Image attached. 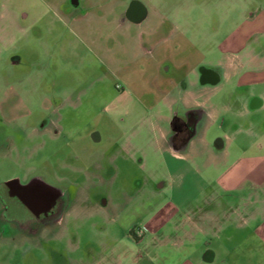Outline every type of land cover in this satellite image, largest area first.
Segmentation results:
<instances>
[{"label": "rangeland", "instance_id": "1", "mask_svg": "<svg viewBox=\"0 0 264 264\" xmlns=\"http://www.w3.org/2000/svg\"><path fill=\"white\" fill-rule=\"evenodd\" d=\"M129 1L0 0V181L38 176L65 196L60 221L29 242L24 233L0 235V264H110L134 248L131 227L144 230L147 217L187 197L191 216L232 219L235 239L224 246L234 244L235 256H223L225 264H264V239L251 233L259 220H242L250 201L264 197L244 175L264 167L250 146L253 132L264 131V111L255 130L240 121L234 131L228 114L227 127H210L229 136L225 152L214 137L204 154L176 156L157 129L172 98L190 96L181 90L192 89L186 72L216 66L223 41L251 14L264 18V0H140L150 12L143 25L160 23L156 10L173 23L145 45L143 26L123 19ZM233 170L243 188L216 191V178ZM207 193L222 207L217 198L208 205Z\"/></svg>", "mask_w": 264, "mask_h": 264}, {"label": "crops", "instance_id": "2", "mask_svg": "<svg viewBox=\"0 0 264 264\" xmlns=\"http://www.w3.org/2000/svg\"><path fill=\"white\" fill-rule=\"evenodd\" d=\"M245 24L244 27L238 28L236 36L227 38L220 46L222 57L217 64L221 66L222 72L217 88L209 89L206 94L200 95V98L196 97L199 94L193 93H190L189 97L183 96L185 105H199L206 111V128L210 129L219 120H224L225 114L232 116L231 126L234 131L241 130L240 121L247 124L246 128L249 129L255 130L260 126L255 115L264 111V18L251 14L246 18ZM160 118L164 119L166 116L160 115ZM223 123L224 121L221 125ZM222 135V146L216 149L225 152L229 136L225 134V130ZM253 138L250 146L259 150L258 155H264V131L255 130ZM209 143L210 140L202 141L204 150H209ZM169 149L176 156L182 153L195 155L197 151L195 143L188 151L182 153ZM175 174L183 175L179 171ZM244 175L248 176L245 182H248L254 191L264 189V167H249L244 171ZM222 176L216 178V191L242 189L245 185V182H240V172L228 171ZM219 197H209L208 194L204 200L209 205L210 201L217 198L218 206L222 207L223 203H219ZM189 200V197L182 198L175 206H170L169 211L162 216L147 217L141 222L144 229L142 231L136 232L134 227H131L129 235L134 248L114 253L110 264H225L223 256H235L234 244L231 248L224 246V241L235 239V231L229 227L232 219L225 215L210 218L203 214L191 216L186 210ZM258 203L264 206V197L256 198L253 203L250 201V205L254 204L253 207L249 206L250 215L242 217V220L247 222L251 217L258 219L251 233L254 237L264 239V214L260 218L257 217ZM210 240L216 245L211 246ZM206 251H210L209 257L205 256Z\"/></svg>", "mask_w": 264, "mask_h": 264}, {"label": "flooded vegetation", "instance_id": "3", "mask_svg": "<svg viewBox=\"0 0 264 264\" xmlns=\"http://www.w3.org/2000/svg\"><path fill=\"white\" fill-rule=\"evenodd\" d=\"M75 1L78 4V0ZM156 14L160 23L152 26L143 25L148 21L150 12L142 1L130 0L124 9L123 19L128 21L130 26L140 29L143 26L145 29V31L141 29L139 34L143 45L147 43L144 40L148 38L146 35L155 34V30L161 26H173L169 17H166L161 11L157 12L156 10ZM155 43L160 44V48L161 44H165V41L156 40ZM175 44L176 41L173 42V46ZM165 69L167 70V68ZM166 72L173 75L176 71L168 68ZM221 72V66L218 64L216 66L199 64L197 67H192L185 74L192 89L189 90L187 84L184 83L181 90L199 94L196 97H200V95L206 94L209 89L217 88ZM168 107L169 114L165 115L166 118L161 119L157 124L160 137L168 148L182 153L188 151L195 143L197 150L195 155H202L206 152L202 141L212 140L214 137L215 148L222 146L223 135H210L209 128L204 127L206 111L201 106L185 105L182 99L172 98ZM223 121V119L219 120L217 127L220 128ZM95 135L96 133H93V136ZM35 177L38 176L22 180L18 176H10L0 181V235L2 237L7 238L12 234L24 233L27 236L25 242H29L28 238L36 235L40 228L60 221L65 206L64 192L59 188L57 194L54 191L44 190L38 183L31 182ZM13 178H17L18 182L11 185L5 183Z\"/></svg>", "mask_w": 264, "mask_h": 264}, {"label": "water", "instance_id": "4", "mask_svg": "<svg viewBox=\"0 0 264 264\" xmlns=\"http://www.w3.org/2000/svg\"><path fill=\"white\" fill-rule=\"evenodd\" d=\"M73 4H76L75 0H72ZM18 182L17 178H13V179H9L7 180L5 183L8 185H11L13 183ZM32 183H38L40 185V187H42L44 190H49V191H54L56 194L59 193V189L55 186L49 185L48 183H46L45 181H43L42 179L35 177L31 180ZM30 182V183H31ZM211 255L210 251H206L205 252V256L209 257Z\"/></svg>", "mask_w": 264, "mask_h": 264}]
</instances>
